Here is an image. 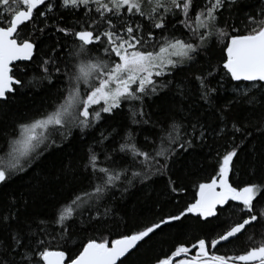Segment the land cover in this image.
Wrapping results in <instances>:
<instances>
[{"label":"snow or ice","instance_id":"obj_1","mask_svg":"<svg viewBox=\"0 0 264 264\" xmlns=\"http://www.w3.org/2000/svg\"><path fill=\"white\" fill-rule=\"evenodd\" d=\"M28 90L0 264H264V0H0V110Z\"/></svg>","mask_w":264,"mask_h":264},{"label":"trees","instance_id":"obj_2","mask_svg":"<svg viewBox=\"0 0 264 264\" xmlns=\"http://www.w3.org/2000/svg\"><path fill=\"white\" fill-rule=\"evenodd\" d=\"M45 101H46V97H44L43 94L33 95L31 93V90H28L25 93V95L19 98H14L12 103L3 107V109L0 110V130L5 128L10 130L11 125L13 124L14 121L22 117L31 116L42 105L46 106ZM112 123H116V122L113 121ZM86 140H88V142H91L90 138H86ZM86 148H87L86 144H77L74 146L73 149L70 150L78 164L83 162ZM101 160H103V156H101ZM241 161H243V157H241ZM69 182L72 184H77L78 180L72 181L71 178H69ZM19 187H20V182H17V184L13 185V188H19Z\"/></svg>","mask_w":264,"mask_h":264}]
</instances>
